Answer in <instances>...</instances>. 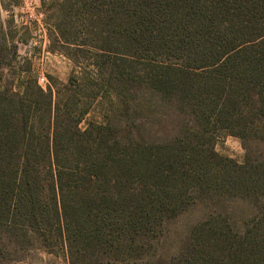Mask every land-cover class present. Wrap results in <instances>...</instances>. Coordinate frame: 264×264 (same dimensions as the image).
Returning a JSON list of instances; mask_svg holds the SVG:
<instances>
[{
  "label": "trees",
  "instance_id": "obj_1",
  "mask_svg": "<svg viewBox=\"0 0 264 264\" xmlns=\"http://www.w3.org/2000/svg\"><path fill=\"white\" fill-rule=\"evenodd\" d=\"M53 7L65 85L44 90L19 61L15 20L0 22V264L60 249L68 264H264V155L239 165L214 150L233 135L264 154V0ZM96 87L117 100L81 130L69 100ZM229 201L256 213L241 223ZM200 204L167 256L168 226Z\"/></svg>",
  "mask_w": 264,
  "mask_h": 264
},
{
  "label": "rangeland",
  "instance_id": "obj_2",
  "mask_svg": "<svg viewBox=\"0 0 264 264\" xmlns=\"http://www.w3.org/2000/svg\"><path fill=\"white\" fill-rule=\"evenodd\" d=\"M56 3L57 0H19L18 3H14V0H0V22L9 17L15 20L17 31L15 44L20 57L19 61L24 70L32 71L38 83L39 78H45V86L42 87L39 84L44 90H47L51 84L65 85L73 73L74 67L66 55L51 52L49 49V29L52 24L58 22L53 7ZM65 38L73 39L69 34L65 35ZM72 50L73 48H69V52L73 53ZM91 92L92 95L89 90L83 92L81 88L75 89L74 96L71 97V101L69 100L70 110L78 112L74 116L80 117L82 112L85 113L82 116L84 119L80 123L81 130L86 129L88 121H101L100 113L103 112L105 104L109 100L112 102L117 100L116 94L107 91L106 88L99 90L96 87L94 90L91 89ZM63 94L64 91L62 90ZM79 102L82 104H78ZM217 139L214 144L215 152L239 165L244 162L247 151L252 153L256 159L264 155L263 148L257 140L249 139L244 143L240 138L233 135L220 136ZM222 206L218 205L219 208ZM223 207V210L228 211L235 220L241 223L252 213H256L255 207L246 202L229 201ZM205 208L203 204L197 208H191L168 226L163 241L164 253L167 256L175 255L180 251L186 242L191 226L206 213ZM24 260L28 264H68L69 262L61 249L56 250L54 254H48L41 250L30 251L25 254ZM84 262L85 264H92L90 260Z\"/></svg>",
  "mask_w": 264,
  "mask_h": 264
},
{
  "label": "built area",
  "instance_id": "obj_3",
  "mask_svg": "<svg viewBox=\"0 0 264 264\" xmlns=\"http://www.w3.org/2000/svg\"><path fill=\"white\" fill-rule=\"evenodd\" d=\"M45 78H39V84L44 87L45 86Z\"/></svg>",
  "mask_w": 264,
  "mask_h": 264
}]
</instances>
